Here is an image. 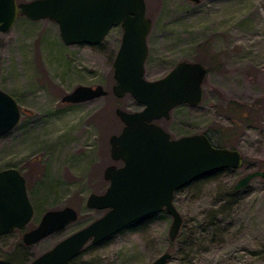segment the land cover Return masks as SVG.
<instances>
[{
	"label": "rangeland",
	"instance_id": "1",
	"mask_svg": "<svg viewBox=\"0 0 264 264\" xmlns=\"http://www.w3.org/2000/svg\"><path fill=\"white\" fill-rule=\"evenodd\" d=\"M145 1L152 20L145 76L160 78L181 60L201 62L208 69L202 101L180 105L159 122L175 137L205 132L214 144L233 143L246 161L238 168L205 173L175 192L183 220L181 236L173 243V216L164 210L98 244L88 242L74 260L149 264L169 251L167 264H264V176L241 187L233 200L228 192L247 172L264 170V0ZM122 36V27L115 25L99 45H67L57 22L26 16L9 31H0V87L27 110L0 135V169L16 167L27 179L35 207L27 228L38 224L48 209L71 205L79 213L75 221L31 245H18V229L0 235V264H20L23 257L29 264L103 214L87 205V197L109 184L104 179L105 167L113 162L109 138L124 124L116 108H142L130 94L118 98L112 91ZM79 85H103L108 94L63 102ZM230 101L250 106L244 112L249 120L239 123L232 143H223V131L233 123Z\"/></svg>",
	"mask_w": 264,
	"mask_h": 264
},
{
	"label": "water",
	"instance_id": "2",
	"mask_svg": "<svg viewBox=\"0 0 264 264\" xmlns=\"http://www.w3.org/2000/svg\"><path fill=\"white\" fill-rule=\"evenodd\" d=\"M20 16L57 22L67 45H99L113 26L121 25L123 36L113 64L116 83L112 91L118 98L130 94L143 106L141 110L116 108L124 125L121 132L111 134L110 152L114 159L122 158L125 163L107 165L104 176L110 180L108 187L87 197L89 207L109 208L107 212L61 239L29 264H72L71 259L90 238L93 242L106 239L164 208L173 216L170 237L176 238L183 220L174 203L176 190L205 173L238 168L244 163L240 149L218 146L205 132L172 138L155 121L170 117L171 110L179 105H197L202 101L207 68L201 62L181 60L158 79L145 76L147 41L152 29L145 0H0L1 32L9 31ZM107 94L103 85H79L65 94L62 101L81 103ZM21 115L17 100L0 88V135L15 127ZM256 176H264V170L247 172L235 188L248 185ZM34 213L25 175L16 167L0 169V235L25 228ZM78 215L71 205L48 209L36 226L25 231L23 242L36 243L72 223ZM170 256L169 251L164 252L150 264H167Z\"/></svg>",
	"mask_w": 264,
	"mask_h": 264
},
{
	"label": "trees",
	"instance_id": "3",
	"mask_svg": "<svg viewBox=\"0 0 264 264\" xmlns=\"http://www.w3.org/2000/svg\"><path fill=\"white\" fill-rule=\"evenodd\" d=\"M249 108H250V106H247V105L244 106L242 104H238L237 102L230 101V103L228 105V112H230L231 115H232L233 123L230 126H227L225 128V130L223 131L222 138H223V140H227V141H223V143H226V142L227 143H232L233 135L236 132V129L239 127V125H240L239 123L242 122V121L249 120L248 117L244 114L245 110H248ZM232 144H230L229 147H231V148H237L235 145H232ZM216 145H218V146H228V145H225V144H222V143H219V144H216ZM245 161L246 160H245V157H244V162ZM203 175H201V176H203ZM201 176L197 177L196 179L192 180L191 182H189L188 184H186L184 186H188V185H190L192 183H195L197 181L202 180V179H200V178H202ZM235 184L231 185L229 187V191H228L229 194L232 197V200L236 197V195L240 191V188H238V189L235 188ZM154 216L155 215H150V216H147V217H143L141 219H138L135 222H133L130 225H128L126 228H131V227H133L134 225H137V224H144V223L148 222L149 220H151L152 218H154ZM215 223H217V222H215ZM183 235H184V232H183ZM180 236H181V234L179 235V232H178L176 238H178ZM183 238H185L184 240H186V241L188 240V236H186V235ZM174 239L171 238L172 243H173ZM23 244H25V243L23 242V240L21 238L20 241L18 242V245H21L22 246ZM23 258L20 261V264H25L26 259L23 260Z\"/></svg>",
	"mask_w": 264,
	"mask_h": 264
},
{
	"label": "flooded vegetation",
	"instance_id": "4",
	"mask_svg": "<svg viewBox=\"0 0 264 264\" xmlns=\"http://www.w3.org/2000/svg\"><path fill=\"white\" fill-rule=\"evenodd\" d=\"M120 26H121V25H120ZM121 27H122V26H121ZM122 29H123V28H122ZM151 31H152V29H151ZM150 33H151V32H150ZM149 35H150V34H149ZM148 38H149V36H148ZM147 43H148V47H149V42L147 41ZM120 45H121V44H120ZM119 48H120V47H119ZM149 53H150V47H149ZM148 56H149V54H148ZM147 60H148V57H147ZM147 60H146V63H147ZM146 63H145V68H146ZM145 74H146V72H145ZM157 79H158V78H157ZM154 80H155V79H154ZM0 88H1V87H0ZM8 93H9V92H8ZM11 95H12V94H11ZM12 96H13V95H12ZM13 97H14V96H13ZM14 98H15V97H14ZM18 104H19V103H18ZM182 105H183V104H182ZM189 105H191V104H189ZM140 106H141V105H140ZM179 106H180V105H179ZM141 107L143 108V106H141ZM177 107H178V106H177ZM120 108H121V107H120ZM142 108H141V109H142ZM122 109H123V108H122ZM141 109H140V110H141ZM21 110H22V113L25 112V111H27V110H24V109H22V108H21ZM171 111H172V110H171ZM119 118H120V117H119ZM162 118H164V117H161V118H159V119H156L155 121H157L158 123H160L159 120L162 119ZM165 118H169V117H165ZM160 124H161V123H160ZM123 125H124V124H123ZM161 125H162V124H161ZM162 126H163L166 130H168L164 125H162ZM121 130H122V129H121ZM121 130H120L119 132H121ZM168 131H169V130H168ZM119 132H116V133H119ZM169 132H170V131H169ZM170 133H171V132H170ZM112 134H113V133H112ZM110 136H111V135H110ZM181 136H182V135H181ZM171 137L173 138V137H175V136H173L172 133H171ZM176 137H179V136H176ZM109 142H110V138H109ZM110 155H111V152H110ZM111 157H112V156H111ZM112 159H113V162H111L110 164L114 163V164H116L117 166H121V165H123V164L125 163L124 160H123L122 158L114 159V158L112 157ZM105 168H106V167H105ZM104 170H105V169H104ZM22 173H23V172H22ZM104 179H106V180L108 181V183H110V180L107 179L105 176H104ZM26 183H27V179H26ZM108 185H109V184H108ZM107 187H108V186H107ZM107 187H106V188H107ZM27 188H28V185H27ZM180 188H181V187H180ZM180 188H179V189H180ZM105 190H106V189H105ZM105 190H104V191H105ZM177 190H178V189H177ZM177 190H176V191H177ZM104 191H103V192H104ZM174 196H175V195H174ZM174 203H175V202H174ZM108 209H109V208H104V209H101V210L103 211V214H104L105 212H107ZM34 210H35V207H34ZM164 210H166V209L164 208L163 210H161V211H159V212H156V213H153V214H151V215H155V216H156L157 214L161 213V212L164 211ZM166 211H167V210H166ZM103 214H102V215H103ZM148 216H150V215H148ZM155 216H154V217H155ZM145 217H147V216H145ZM27 225H28V224H27ZM36 225H37V224H36ZM36 225H35V226H36ZM33 227H34V226H33ZM33 227H31V228H33ZM31 228H27V226H26L25 228H15L14 230L18 229V230H20V231L22 232V240H23V234L25 233V231H27V230H29V229H31ZM124 229H125V228H124ZM77 230H78V229H77ZM12 231H13V230H12ZM10 232H11V231H10ZM115 234H116V233H115ZM113 235H114V234H113ZM113 235H111V236H113ZM111 236L107 237L106 239L110 238ZM106 239H103V240L98 241V242H93V241H92V238H90V239L85 243V245H86L88 242H90V243H92V244H98V243H100V242H102V241H104V240H106ZM26 245H27V244H26ZM85 245H84V246H85ZM84 246H83V247H84ZM82 249H83V248H82ZM80 252H81V251H80ZM80 252H79V253H80ZM79 253H78V254H79ZM78 254H77V255H78ZM77 255H75V256L71 259L70 262H71L72 264H77L76 261L74 260L75 257H76ZM150 263H151V262H150ZM150 263H149V264H150Z\"/></svg>",
	"mask_w": 264,
	"mask_h": 264
}]
</instances>
